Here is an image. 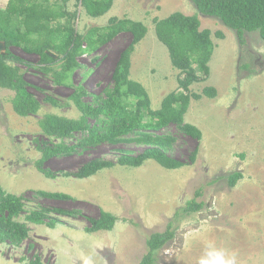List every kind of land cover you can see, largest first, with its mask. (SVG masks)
<instances>
[{
  "label": "rangeland",
  "instance_id": "obj_1",
  "mask_svg": "<svg viewBox=\"0 0 264 264\" xmlns=\"http://www.w3.org/2000/svg\"><path fill=\"white\" fill-rule=\"evenodd\" d=\"M5 4L6 0H0V6ZM66 8L74 14L73 26L81 35L106 26L111 17L141 22L147 28L131 55L129 79L144 87L152 110H158L162 100L177 90L178 75L155 35L154 19L174 12L196 17L200 30L210 31L214 48L208 78L189 90L201 94L203 88L212 87L216 94L191 99L183 123L157 134L172 138L162 150L182 167L168 170L153 160L138 168L121 166L120 158L135 157L153 145L134 141L129 133L116 144L81 148L77 144L87 138L86 133L71 139L47 138L40 122L46 116L79 120L82 113L74 95L82 104L97 108L98 100L113 90L111 74L130 43V34L121 33L78 57V66L67 74L64 59L54 52H48L54 62L44 68L37 56L11 49L23 60L17 65L40 108L20 117L12 108L14 93L0 88V186L21 198L24 210L14 220L28 230L20 242H0V264H138L148 237L164 232L169 222L174 237L155 253L154 264H211L217 255L232 259L233 264H264V42L259 34L244 33L240 44L235 31L199 13L190 0H113L111 9L98 18L88 17L76 0ZM216 32L223 38H217ZM45 97L58 105L46 103ZM86 122L99 134L103 132L98 120L86 117ZM184 124L197 128L201 138L183 134ZM44 145L75 149L53 154L39 168V149ZM91 161L112 166L88 178H76L78 170ZM237 172L242 179L231 188L227 178ZM198 191L201 211L174 217ZM39 192L69 198L50 199ZM40 210L47 212L44 224L24 221L27 214ZM101 211L116 218L113 228L87 232L88 219H97Z\"/></svg>",
  "mask_w": 264,
  "mask_h": 264
},
{
  "label": "trees",
  "instance_id": "obj_2",
  "mask_svg": "<svg viewBox=\"0 0 264 264\" xmlns=\"http://www.w3.org/2000/svg\"><path fill=\"white\" fill-rule=\"evenodd\" d=\"M71 0H6L5 6H0V88L12 91L13 111L20 117L34 114L40 108L38 100L28 91V84L20 73L17 64L23 60L17 57L11 49L15 48L27 55H35L44 68L54 62L48 52H54L64 59L63 73H69L77 67L76 59L86 53L91 54L97 47L104 45L121 33L131 36L128 46L119 54L111 74L112 92L99 99L97 108L82 104L77 95L74 103L82 113L79 120L63 117L46 116L40 122V128L47 138L71 139L74 134L86 133L88 136L77 145L85 148L87 145L124 141V137L133 133L134 141L148 142L153 145L135 157L125 156L118 160L121 166L138 168L145 161L153 160L161 167L172 170L183 166L181 162L168 157L164 147H169L172 138L157 135L170 125L182 124L184 115L191 99L201 97L214 98L216 90L205 87L201 94H192L189 87L195 83L204 82L209 76L208 63L213 53V43L209 30H200L196 17L185 16L174 12L164 19H154V31L158 41L168 51L170 63L178 71L177 90L169 93L161 102L158 110H152L150 100L144 87L129 79L131 55L135 46L145 37L147 28L137 21L111 17L107 25L93 28L85 35L77 33L73 26L74 14L66 8ZM90 18H98L106 14L112 7L113 0H76ZM199 13L217 18L225 27L236 32L238 42L244 43V33L259 34L264 42V0H190ZM215 36L222 39L223 35L216 32ZM3 49V50H2ZM80 93H84L80 90ZM44 101L52 106L57 102L51 97ZM86 117L99 121L102 133L89 127ZM182 133L192 138L200 139L201 132L192 125L184 124ZM40 148L42 153L38 167L53 154H68L75 148L55 146L53 149ZM196 151L191 155L194 160ZM109 162L91 161L83 165L75 174L76 178H88L95 173L111 167ZM46 177L52 174L42 170ZM242 179L240 173H234L227 178L228 186L233 188ZM50 199H68L65 194L39 192ZM201 196L198 191L194 198L178 209L174 217L191 215L201 211L203 202H197ZM24 206L20 197L5 193L0 186V242H20L28 235L25 224L14 219L22 212ZM46 211H34L24 217V221L34 225L44 224ZM64 213V212H62ZM116 218L101 211L97 219H88L87 232L100 230L110 231ZM47 225L54 227V223ZM174 237L171 222L162 233H154L146 240V253L138 264H154L155 253ZM29 264H40L31 261Z\"/></svg>",
  "mask_w": 264,
  "mask_h": 264
},
{
  "label": "clouds",
  "instance_id": "obj_3",
  "mask_svg": "<svg viewBox=\"0 0 264 264\" xmlns=\"http://www.w3.org/2000/svg\"><path fill=\"white\" fill-rule=\"evenodd\" d=\"M204 264H208L207 261ZM211 264H233L232 259H225L222 255H217V257L211 261Z\"/></svg>",
  "mask_w": 264,
  "mask_h": 264
},
{
  "label": "crops",
  "instance_id": "obj_4",
  "mask_svg": "<svg viewBox=\"0 0 264 264\" xmlns=\"http://www.w3.org/2000/svg\"><path fill=\"white\" fill-rule=\"evenodd\" d=\"M116 18H118V17H116ZM123 19H126V18H123ZM108 20H109V19H108ZM108 20H107V21H108Z\"/></svg>",
  "mask_w": 264,
  "mask_h": 264
}]
</instances>
